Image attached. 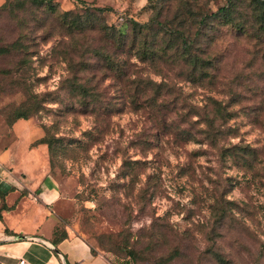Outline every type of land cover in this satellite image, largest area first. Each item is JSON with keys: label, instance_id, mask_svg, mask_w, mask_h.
<instances>
[{"label": "rangeland", "instance_id": "1", "mask_svg": "<svg viewBox=\"0 0 264 264\" xmlns=\"http://www.w3.org/2000/svg\"><path fill=\"white\" fill-rule=\"evenodd\" d=\"M54 1L62 12L88 9L95 29L53 37L28 57H0V152L27 156L35 151L30 140L51 143V152L47 145L36 151V164L60 189L59 227L131 264H221L217 254L225 264H264V38L214 25L207 33L216 42L202 47L214 61L205 82L192 81L168 57L158 67L133 60L121 79L105 67L107 56L120 60L119 41L101 28L120 30L132 43L134 23H148L164 0ZM203 3L195 7L199 16L226 0ZM183 7L160 22L183 30L175 20ZM17 28L1 15L0 45L13 42ZM22 108L32 113L16 130L10 120ZM247 146L256 151L252 170L228 157Z\"/></svg>", "mask_w": 264, "mask_h": 264}, {"label": "trees", "instance_id": "2", "mask_svg": "<svg viewBox=\"0 0 264 264\" xmlns=\"http://www.w3.org/2000/svg\"><path fill=\"white\" fill-rule=\"evenodd\" d=\"M213 1L215 0H186L179 4L175 0H164L154 7V14L148 23L144 25L134 23L132 43L124 32L108 26L102 27L103 33H107L111 38L118 39L120 44V60L116 62L111 56H107L105 59L106 69L115 72L119 78L125 79L133 65V60L141 64L158 67V62L168 57L174 63L183 65L188 70L192 81L205 82L206 79L210 78L209 72L214 66V61L212 58H204L203 55L206 53L202 47L204 45L211 47L217 39V37L210 36L207 33L211 26H229L238 35L249 34L253 31L258 38H264V0H226V4L218 8L216 12L203 13L201 16L195 13V7L202 2L208 4ZM173 6H184L185 12L180 9L175 17L176 21L184 23L183 30H174L171 26H166L159 20L164 12H170ZM244 9L250 11L247 20L243 17ZM87 10L82 15L73 14L70 11L62 12L54 0H6L5 4L0 7V16L6 14L16 20L19 34L13 42H4L0 45V57L10 58L13 56L18 57L21 54L27 55L32 46L36 47L40 43H48L53 37L61 36L74 39L87 31L94 30V27L89 26L88 20L89 14L92 13ZM96 11L99 13L104 12L103 9H96ZM22 13L24 15L32 14V20H21L19 15ZM194 28H198L195 34L189 31L187 34L184 32L187 29ZM148 34H152L154 40L142 41L141 38ZM164 35L167 37L166 41H164L166 38ZM162 42L167 43V46L159 49L157 46ZM19 65L27 66L28 60H24ZM4 73L6 75L13 74L11 71ZM147 85L150 86L153 83L148 81ZM79 89L87 92L85 86H79ZM157 94H159V91H157ZM31 113V109L22 108L17 110L10 120L12 127L19 121H29ZM227 117L231 118L232 114L227 113ZM40 145H47L51 152V143L46 139L37 140L32 146L38 147ZM240 150H242L241 154L229 151L228 157L241 160L248 170H252L254 168L253 161L256 160V151L248 146ZM66 237L65 227L64 229L58 227L54 242L57 244ZM106 253L113 258L116 264H131L128 262L129 260L116 257L112 253ZM216 258L219 263H226L220 254H217Z\"/></svg>", "mask_w": 264, "mask_h": 264}, {"label": "crops", "instance_id": "3", "mask_svg": "<svg viewBox=\"0 0 264 264\" xmlns=\"http://www.w3.org/2000/svg\"><path fill=\"white\" fill-rule=\"evenodd\" d=\"M5 2L0 0V7ZM20 122L14 125L16 130ZM30 135L23 139L30 140ZM37 140H30L31 146ZM44 147L32 146L35 151L27 156L14 148L0 152V264H21L22 260L25 264H116L68 227L67 237L54 242L61 194L50 170L40 168V159L36 164V151ZM25 157L30 163L24 164Z\"/></svg>", "mask_w": 264, "mask_h": 264}, {"label": "built area", "instance_id": "4", "mask_svg": "<svg viewBox=\"0 0 264 264\" xmlns=\"http://www.w3.org/2000/svg\"><path fill=\"white\" fill-rule=\"evenodd\" d=\"M21 264H25V262L22 260V261H21Z\"/></svg>", "mask_w": 264, "mask_h": 264}]
</instances>
